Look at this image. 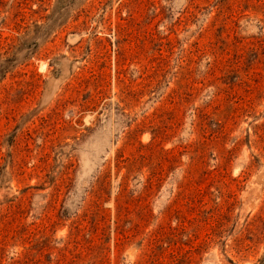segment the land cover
<instances>
[{
  "label": "rangeland",
  "instance_id": "374dc122",
  "mask_svg": "<svg viewBox=\"0 0 264 264\" xmlns=\"http://www.w3.org/2000/svg\"><path fill=\"white\" fill-rule=\"evenodd\" d=\"M0 264H264V0H0Z\"/></svg>",
  "mask_w": 264,
  "mask_h": 264
}]
</instances>
